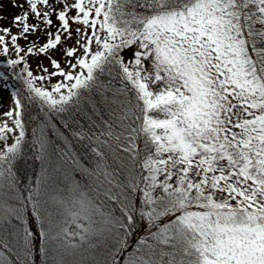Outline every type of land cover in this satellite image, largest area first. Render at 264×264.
<instances>
[{
    "label": "snow or ice",
    "instance_id": "obj_1",
    "mask_svg": "<svg viewBox=\"0 0 264 264\" xmlns=\"http://www.w3.org/2000/svg\"><path fill=\"white\" fill-rule=\"evenodd\" d=\"M0 264H264V0H0Z\"/></svg>",
    "mask_w": 264,
    "mask_h": 264
},
{
    "label": "rangeland",
    "instance_id": "obj_2",
    "mask_svg": "<svg viewBox=\"0 0 264 264\" xmlns=\"http://www.w3.org/2000/svg\"><path fill=\"white\" fill-rule=\"evenodd\" d=\"M16 12H17V9H13V8H11L9 6H6L5 9H4V14L6 16H8L9 18H11V16L15 15ZM8 103H9V97H8L7 93H5V97H4L5 107H7Z\"/></svg>",
    "mask_w": 264,
    "mask_h": 264
}]
</instances>
